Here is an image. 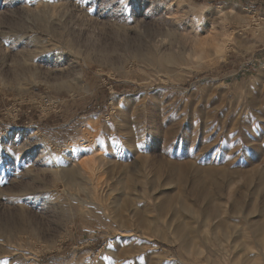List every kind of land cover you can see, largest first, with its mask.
Returning a JSON list of instances; mask_svg holds the SVG:
<instances>
[{
    "label": "rangeland",
    "instance_id": "obj_1",
    "mask_svg": "<svg viewBox=\"0 0 264 264\" xmlns=\"http://www.w3.org/2000/svg\"><path fill=\"white\" fill-rule=\"evenodd\" d=\"M263 190L264 0H0V264H264Z\"/></svg>",
    "mask_w": 264,
    "mask_h": 264
},
{
    "label": "bare ground",
    "instance_id": "obj_2",
    "mask_svg": "<svg viewBox=\"0 0 264 264\" xmlns=\"http://www.w3.org/2000/svg\"><path fill=\"white\" fill-rule=\"evenodd\" d=\"M9 1V0H8ZM12 1V0H11ZM38 1V0H37ZM86 1H88V0H86ZM43 2V1H42ZM59 2V1H58ZM61 2V1H60ZM8 3V2H7ZM11 3H13V2H11ZM16 3V2H15ZM38 4H40V2L38 3ZM96 5V4H95ZM54 6V5H53ZM66 6V5H65ZM75 6H77V5H75ZM82 6V5H81ZM39 7V6H38ZM34 8V7H33ZM48 8V7H47ZM7 9V8H6ZM37 14V13H36ZM55 14H53V16H54ZM15 49V48H14ZM35 146V145H34ZM40 159V158H39ZM74 165V164H73ZM72 165V170L70 169V171H72V172H74V173H72V172H70L69 171V173H67V178L69 177V178H72L73 177V175L74 174H78V175H81L82 174V172L80 171L81 169H79V168H77V167H75V166H73ZM163 165V164H162ZM162 165H159V170H161V168H162ZM184 165V164H183ZM181 163H170L167 167H168V169H169V174H170V177H172V179H174V180H176V181H178L179 182V184L180 185H183V184H185V182H186V172H187V169H188V167L187 166H183ZM71 166V165H70ZM190 166V165H189ZM156 167V166H155ZM157 170V169H156ZM158 170V173H157V175H159L160 174V171ZM202 171V170H201ZM260 174V173H259ZM15 176V175H14ZM197 176V175H196ZM246 176V175H245ZM248 176V175H247ZM251 177H253L254 178V176L255 175H250ZM260 176V175H259ZM263 176V175H262ZM204 177H205V180H199L198 179V181L196 182V183H194V186L196 185V187H195V189L193 190V192L194 193H196V194H199L202 198H204L205 200L206 199H208L209 198V196H208V194H209V191L206 189V184L207 183H214L215 185H217V189L219 190V191H222V185H225L226 183H229V184H231L230 183V181H231V174L229 173V171H227V170H221V172H216V170H212V169H206V171L204 172ZM216 177H218V179L216 178ZM250 177V178H251ZM258 177V176H257ZM18 178V177H17ZM215 178H216V180H215ZM259 178V177H258ZM257 178V179H258ZM202 179H203V177H202ZM245 179V178H244ZM249 179V178H248ZM259 180L261 181V182H263V178L262 177H260L259 178ZM258 180V181H259ZM257 182V181H256ZM248 183V182H247ZM246 184V183H245ZM249 184V183H248ZM247 184V185H248ZM251 185V184H250ZM227 186V185H226ZM229 186V185H228ZM231 186V185H230ZM245 186V185H244ZM246 187H248V186H246ZM245 187V188H246ZM251 187V186H250ZM227 188V187H226ZM244 188V187H243ZM252 188H254V186L252 187ZM251 188V189H252ZM257 189V188H256ZM261 190V189H260ZM249 191V190H248ZM255 191V190H254ZM253 191V192H254ZM263 192H264V190H263ZM219 193V192H218ZM252 194V193H251ZM264 194V193H263ZM257 195V194H256ZM221 196V195H220ZM200 198V197H199ZM169 199H171V198H169ZM210 199V198H209ZM239 199V198H238ZM238 199H235L234 198V202H233V207L234 208H237L238 206H239V200ZM254 199H255V197H254ZM245 200V199H244ZM169 201V200H168ZM173 201V200H172ZM171 201V202H172ZM243 201V200H242ZM246 201V200H245ZM167 202V201H166ZM166 202H165V205H166ZM208 203V202H207ZM52 204V203H51ZM50 204V205H51ZM170 202H167V205L166 206H164V207H168V206H170V205H172V204H170ZM183 204H185V203H183ZM187 204V203H186ZM185 204V206H184V209L185 210H190L189 208H188V206ZM224 204V203H223ZM246 204H248V202H246ZM262 204V203H261ZM264 204V203H263ZM16 206V205H15ZM42 206V205H41ZM243 206V205H242ZM264 206V205H263ZM24 208V207H23ZM224 209V207L222 206V204H220V205H218V206H214L213 204H211V202L208 204V206H207V209L206 210H209V212H207V213H205L206 215V218H205V225L207 226V227H212L211 225H215L216 227H215V230L218 228L219 230H220V234H223L222 235V238H224L225 240H228L230 243H231V241H232V239H235L234 241H236L237 239L236 238H238V236L237 237H235V238H233V236L231 237V236H228L226 233H225V231L227 230V229H231L232 227H231V225H230V223H229V219L227 218H223V217H221V210H223ZM250 208V207H249ZM165 209V208H164ZM162 210V209H161ZM239 210V209H238ZM244 210V209H243ZM257 210H258V208H257ZM245 211V210H244ZM247 213H246V215H244V225H245V227H247L249 230H251L252 231V233H253V235H254V237L256 238V243H259V242H262L263 240H264V235L261 237V235L262 234H264V219L263 220H261V221H257V220H255V216L257 215V214H260V216H264V207L262 208V210L259 212V213H257L256 211H254L252 208H250L248 211H246ZM189 213H190V211H189ZM225 213V212H224ZM223 213V214H224ZM222 214V215H223ZM227 215V214H226ZM231 215V214H230ZM237 215V214H236ZM236 215H234V217L236 216ZM243 215V214H242ZM228 216H229V213H228ZM230 218V217H229ZM238 218V217H237ZM240 218H242V217H240ZM259 218V217H258ZM233 222V221H232ZM232 222H231V224H232ZM235 222L236 221H234L233 223L234 224H232V225H235ZM242 223H243V221H241ZM239 223V222H238ZM237 225H239V224H237ZM243 226V225H242ZM241 226V227H242ZM236 227V226H235ZM238 227V226H237ZM180 228V227H179ZM181 228H183V226L181 227ZM193 227H191V229H192ZM239 228V227H238ZM217 229V230H218ZM242 229V228H241ZM178 230H181V229H178ZM194 230V229H193ZM216 230V231H217ZM183 231V230H182ZM179 232V231H178ZM239 232H241V231H239ZM249 232V231H248ZM252 233H250V234H252ZM183 234V233H182ZM182 234H181V236H182ZM242 233H239V236L241 235ZM249 234V233H248ZM184 235V234H183ZM232 235V234H231ZM234 235H235V233H234ZM252 235V236H253ZM242 236V235H241ZM252 236H248V237H252ZM118 237V236H117ZM221 239V238H220ZM239 239V238H238ZM249 239V238H248ZM250 239H252V238H250ZM185 239H183V241H184ZM219 240V239H218ZM182 241V242H183ZM186 241V240H185ZM217 241V240H216ZM215 241V242H216ZM222 241V243L224 242L225 243V241H223V240H221ZM240 241V240H239ZM239 241H238V243H239ZM255 240L253 239L252 240V242H254ZM182 242H181V244H182ZM219 242V241H218ZM218 242H216V244L218 243ZM237 242V241H236ZM186 243H188L189 244V241L188 242H186ZM223 243V244H224ZM228 243V242H227ZM234 243V242H233ZM263 243H264V241H263ZM187 244V246H189ZM220 244V243H219ZM229 244V243H228ZM228 244H226V245H228ZM236 244V243H235ZM260 244V243H259ZM183 245V244H182ZM230 245V244H229ZM236 245H238V244H236ZM236 245L234 246V247H236ZM261 245V244H260ZM221 246V245H220ZM232 246V245H231ZM231 246H230V248H231ZM239 246V245H238ZM190 247V246H189ZM233 247V248H234ZM186 249H188V247L186 248ZM223 249V248H222ZM237 249V248H236ZM120 251V250H119ZM116 257V256H115ZM114 258V257H113ZM2 261V260H1ZM233 261V260H232Z\"/></svg>",
    "mask_w": 264,
    "mask_h": 264
},
{
    "label": "trees",
    "instance_id": "obj_3",
    "mask_svg": "<svg viewBox=\"0 0 264 264\" xmlns=\"http://www.w3.org/2000/svg\"><path fill=\"white\" fill-rule=\"evenodd\" d=\"M96 109H97V108L90 107L89 110L87 111V114H93V113H95V110H96Z\"/></svg>",
    "mask_w": 264,
    "mask_h": 264
},
{
    "label": "crops",
    "instance_id": "obj_4",
    "mask_svg": "<svg viewBox=\"0 0 264 264\" xmlns=\"http://www.w3.org/2000/svg\"><path fill=\"white\" fill-rule=\"evenodd\" d=\"M254 6V5H253Z\"/></svg>",
    "mask_w": 264,
    "mask_h": 264
}]
</instances>
